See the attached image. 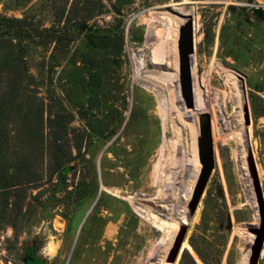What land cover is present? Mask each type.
Returning <instances> with one entry per match:
<instances>
[{
	"label": "rangeland",
	"instance_id": "rangeland-1",
	"mask_svg": "<svg viewBox=\"0 0 264 264\" xmlns=\"http://www.w3.org/2000/svg\"><path fill=\"white\" fill-rule=\"evenodd\" d=\"M25 17L38 33L56 27L67 40L35 47L33 72L49 105L35 137L38 181L15 225L0 226V264H26L31 249L46 264H160L163 230L146 215L171 222L201 169L203 113L187 107L178 84L189 19L215 167L176 264H253L264 208L254 178L252 195L244 187L225 124L239 120L233 78L248 102L249 124L242 120L264 203V0H0V29ZM61 155L69 161L62 185L53 174Z\"/></svg>",
	"mask_w": 264,
	"mask_h": 264
},
{
	"label": "trees",
	"instance_id": "trees-1",
	"mask_svg": "<svg viewBox=\"0 0 264 264\" xmlns=\"http://www.w3.org/2000/svg\"><path fill=\"white\" fill-rule=\"evenodd\" d=\"M9 22L0 29V226L13 227L27 193L33 189L31 185L38 181L34 175L38 152L35 137L49 111L46 99L39 95L40 87L33 72L35 47L38 43L43 47L53 42L65 45L67 37L63 29L59 31L56 27L38 33L29 17ZM51 121L58 124L61 120L48 119ZM68 162L65 155L54 162L53 174L59 173L60 185L66 182L62 170Z\"/></svg>",
	"mask_w": 264,
	"mask_h": 264
},
{
	"label": "water",
	"instance_id": "water-1",
	"mask_svg": "<svg viewBox=\"0 0 264 264\" xmlns=\"http://www.w3.org/2000/svg\"><path fill=\"white\" fill-rule=\"evenodd\" d=\"M194 35H195L194 21L193 19H189L180 27V43H179V51H180L179 84L183 98L185 99L187 107L189 109H195L194 83H193V75H192V62L195 53ZM243 111L246 119V125H248L249 111H248V102L246 99H244ZM198 126H199V137L197 141V148H198L197 153H198V161L201 165V169L192 194V198L190 200V203L188 204V214H187L188 223L192 221V219L196 214L202 196L205 192V189L208 185V182L215 167L211 116L207 113L201 114L200 117L198 118ZM248 152L250 158H252L250 148ZM259 197L263 205L264 203L262 200L260 189H259ZM260 208L261 211H263L264 205ZM186 235H187V225L180 226L176 234V237L173 241V244L166 254L165 264L177 263L183 249V244L186 240ZM263 240H264V232L259 241L258 249L253 264H257L261 252V248L263 245ZM26 255H27V258L25 260L26 264H46L38 257V255L35 252V249H31L27 251Z\"/></svg>",
	"mask_w": 264,
	"mask_h": 264
},
{
	"label": "bare ground",
	"instance_id": "bare-ground-1",
	"mask_svg": "<svg viewBox=\"0 0 264 264\" xmlns=\"http://www.w3.org/2000/svg\"><path fill=\"white\" fill-rule=\"evenodd\" d=\"M192 12H193V9H190L188 11V16H190V14H192ZM136 64L138 65L139 70H141V61L139 58H137ZM193 65H194V58H193V62H192V75H193ZM177 78L178 77L176 76V79ZM227 84L230 85L231 88H233V94H234L235 98L237 99V109H238V114H239V116H238L239 120L236 123L227 124V125L225 124V127L230 131V140L232 142H234L237 146L236 151L238 154L239 167H240V170L242 172V182L244 184V187L252 195V180L254 178L255 184H256L257 195H258V199H259L260 198L259 197V180H258V175L256 172L254 159L252 156V150H251L250 141H249L250 136H249L248 129L244 128V124H243V120H242L243 113H244V111H243L244 99H246L245 90L243 88V91H244V95H243L240 84L238 83L237 80H235L233 78H229L227 80ZM194 95H195V108H196V110H198L201 113H204V111H203L204 108L202 107V100H201L200 92L196 87H194ZM244 96H245V98H244ZM185 117L187 119L191 118L190 115H187ZM194 121L197 123V117L194 119ZM249 148L251 151V157L252 158H250V156H249V152H248ZM195 156L196 155H194L193 157H195ZM248 161L250 163V168H251V171L253 172V174L249 170ZM193 163H196V162H193ZM253 167H254V169H253ZM197 178H198V172L193 176V180L190 182L187 189L185 190V194L182 196V205L183 206L179 208L176 205H173L171 207L172 212H171V214H169L172 217L170 219L171 222H165V221L161 222L158 219V217L153 216L152 214L146 215L147 220H149L151 223H153L160 230H163L165 244H164V252H163V256H162V260H161L160 264H165L166 254H167L168 250L170 249V247L172 246L173 241L176 237V234H177L180 226L188 224V219H187L188 208H187V205H188V203L191 199V196L193 194ZM259 204H260V207L263 206L260 199H259ZM254 205L256 208V202H254ZM137 210L141 213H145V211L140 209V208H137ZM183 245L186 246V243H184Z\"/></svg>",
	"mask_w": 264,
	"mask_h": 264
}]
</instances>
